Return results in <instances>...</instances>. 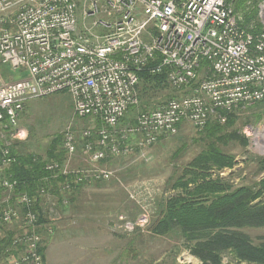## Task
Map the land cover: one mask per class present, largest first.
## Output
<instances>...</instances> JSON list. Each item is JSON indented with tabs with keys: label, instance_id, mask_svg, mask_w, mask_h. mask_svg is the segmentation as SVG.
<instances>
[{
	"label": "built area",
	"instance_id": "built-area-1",
	"mask_svg": "<svg viewBox=\"0 0 264 264\" xmlns=\"http://www.w3.org/2000/svg\"><path fill=\"white\" fill-rule=\"evenodd\" d=\"M237 1L0 0V68L18 73L0 70V132L19 139L28 103L59 93L70 96L76 117L92 123L80 136L72 124L64 129L65 159L46 164L51 179H65L62 197L48 208L51 185L14 196L16 181L0 176V246L9 264H45L44 230L53 233L57 207L69 203L64 194L112 179L113 171L97 165L141 156L184 124L197 131L223 125L227 115L264 101V27L247 23ZM259 11L264 17V0ZM102 14L111 21L88 23ZM144 71L165 72L174 96L127 117L141 106ZM79 140L83 168L73 165ZM1 154L5 166L16 161L8 148ZM41 198L39 213L33 208Z\"/></svg>",
	"mask_w": 264,
	"mask_h": 264
},
{
	"label": "rangeland",
	"instance_id": "rangeland-1",
	"mask_svg": "<svg viewBox=\"0 0 264 264\" xmlns=\"http://www.w3.org/2000/svg\"><path fill=\"white\" fill-rule=\"evenodd\" d=\"M247 2L238 0L236 9L243 17L245 15L246 21L247 17L251 18L248 23H255L262 29L264 17L260 15L259 7L263 0H253L250 8ZM254 9L257 10L256 15L251 13ZM96 20L109 22L111 17L102 14L88 23ZM0 70L7 72L11 78L18 75L8 67H1ZM171 96L174 94L167 89L153 99V105ZM141 111L140 107L130 113L135 116ZM237 116L236 123L225 132L237 131L248 138L249 144L244 147L238 141L228 139L219 142L218 146L225 153L235 157L237 165L215 173V177L219 175L229 180L234 188L264 177V172L259 173L260 166L257 164L259 159L264 158V104L248 107ZM259 116L261 120H258ZM69 124L80 136L81 130L92 123L90 119L74 115L67 93L33 100L28 103L20 119L21 137L13 140L7 137L8 134L0 132V147L13 146L20 154L31 153L47 160L49 145L57 135H63ZM82 143L79 140V154L73 160L77 168L88 166L80 154ZM204 149L205 142L199 132L191 125L184 124L177 135L162 139L141 156L120 157L97 165L113 171L112 179L90 181L77 188L75 193L64 194L69 203L57 207L61 218L55 223L53 233L44 239V246L47 247L44 263L202 264L191 255L182 238L156 236L151 232V226L159 216L160 203L174 193L169 181L177 178L183 168ZM8 168L0 160V176L3 177ZM61 197V193L52 195L50 192L46 197L47 208L51 200ZM245 232L256 244L264 236V229H247ZM229 260L230 257L226 256L224 263L227 264ZM0 264H9L3 254Z\"/></svg>",
	"mask_w": 264,
	"mask_h": 264
},
{
	"label": "trees",
	"instance_id": "trees-1",
	"mask_svg": "<svg viewBox=\"0 0 264 264\" xmlns=\"http://www.w3.org/2000/svg\"><path fill=\"white\" fill-rule=\"evenodd\" d=\"M256 11L252 10V15H256ZM247 18L248 23L251 18ZM140 80V107L145 110L155 106L153 99L167 90L168 84L165 72L152 75L144 71L140 74ZM259 104L263 105L264 101ZM237 113L227 115V122L223 125L210 122L203 131L196 130L205 142V149L183 168L177 178L169 181L170 189L174 193L160 203L159 216L151 226V232L156 236L182 238L191 255L197 257L202 264H225L226 256L230 257L227 264H264V236L260 237V243L256 244L245 232L247 229H264V177L236 188L229 180L220 178L219 175L215 177V173L237 165L235 157L225 153L218 146L219 142L228 139L238 141L244 147L249 144L245 135L237 131L225 132L236 123ZM127 117H131V113ZM258 120H261V116ZM4 148H8L16 159L3 176L16 181L14 196L23 193L36 195L42 187L48 188L49 185L52 186V195L60 194L59 186L65 179H51L46 164L48 161L65 159L63 135H57L49 145L47 160L31 153L20 154L13 146L0 147V160ZM257 164L260 166L259 173H263L264 158L259 159ZM5 194L4 190L0 189V199ZM45 200L41 198V204L39 202L33 210L40 213ZM41 220L42 224L45 223V217ZM44 235L45 238L48 236L45 230ZM10 244L8 239L4 246L8 247ZM46 248L43 243L40 250L43 260ZM3 250V246H0V256Z\"/></svg>",
	"mask_w": 264,
	"mask_h": 264
}]
</instances>
